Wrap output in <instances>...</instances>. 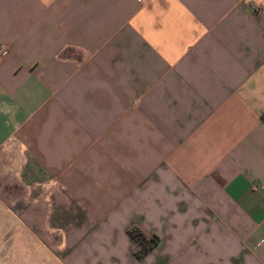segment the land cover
Masks as SVG:
<instances>
[{
  "label": "crops",
  "instance_id": "1",
  "mask_svg": "<svg viewBox=\"0 0 264 264\" xmlns=\"http://www.w3.org/2000/svg\"><path fill=\"white\" fill-rule=\"evenodd\" d=\"M262 113L264 0H0L36 264H264Z\"/></svg>",
  "mask_w": 264,
  "mask_h": 264
},
{
  "label": "rangeland",
  "instance_id": "2",
  "mask_svg": "<svg viewBox=\"0 0 264 264\" xmlns=\"http://www.w3.org/2000/svg\"><path fill=\"white\" fill-rule=\"evenodd\" d=\"M14 142V139H7L0 150V264H36L39 259L33 258V255L24 249L22 242L27 243V247L30 244H35V242L31 239L24 241L23 232H21L22 217L19 214L23 208H29L32 204L38 206L40 201H34V199L30 201L32 196L29 194V189L30 186L31 189L34 187L26 179L28 178L26 154L19 145V148L15 147ZM49 189L46 185L41 189V192L37 191L40 194L38 198L41 199L42 194L48 195ZM10 210L15 215H19V218L13 216ZM135 243L137 248L138 242L136 240ZM43 253L45 254L44 258L48 257L47 251L43 250Z\"/></svg>",
  "mask_w": 264,
  "mask_h": 264
},
{
  "label": "trees",
  "instance_id": "3",
  "mask_svg": "<svg viewBox=\"0 0 264 264\" xmlns=\"http://www.w3.org/2000/svg\"><path fill=\"white\" fill-rule=\"evenodd\" d=\"M262 118L264 120V113H262ZM129 233L138 242L136 255L139 258L146 256L160 241L158 234L148 235L138 226H132L129 229Z\"/></svg>",
  "mask_w": 264,
  "mask_h": 264
}]
</instances>
